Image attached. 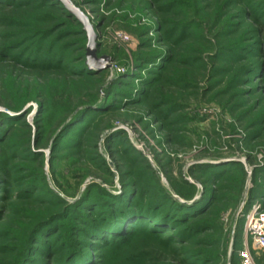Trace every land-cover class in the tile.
I'll return each mask as SVG.
<instances>
[{"label":"trees","instance_id":"trees-1","mask_svg":"<svg viewBox=\"0 0 264 264\" xmlns=\"http://www.w3.org/2000/svg\"><path fill=\"white\" fill-rule=\"evenodd\" d=\"M72 1L97 13L104 0ZM142 1L155 12L158 27L140 30L133 58L121 63L126 71L106 78L105 69L88 66L87 32L61 1L0 0V88L7 89L0 104L8 108L0 111L1 262L13 257L11 264H240L244 218L234 220L242 232L223 238L214 208L226 197L224 182L238 178L242 192L244 162L199 163L189 170L196 182L181 174L167 187L126 132L114 130L113 123L100 125L122 107L141 106L173 133V126L198 116L184 112L185 99L204 81L203 96L215 93L213 100L245 124L244 143L252 151L264 148V0ZM105 21L97 22V31ZM152 30L160 34L158 46L147 38ZM31 102L39 108L34 124L27 120L34 106L25 109ZM99 140L113 150L122 189L94 182L71 200L58 162L93 148L97 168L116 174ZM44 148L52 151L51 180ZM62 150L69 152L64 156ZM125 158L139 171H121ZM253 175L243 214L254 198L264 202V165L254 166ZM7 213L32 219L27 233L2 231ZM22 236L23 245L12 244Z\"/></svg>","mask_w":264,"mask_h":264},{"label":"rangeland","instance_id":"rangeland-1","mask_svg":"<svg viewBox=\"0 0 264 264\" xmlns=\"http://www.w3.org/2000/svg\"><path fill=\"white\" fill-rule=\"evenodd\" d=\"M80 8L92 19L94 24H97L101 18H106L103 31L101 29L98 31L102 36L100 41L102 42L103 51L99 56H107L112 59L110 61L111 66L105 69L107 71L106 78H110L116 72L126 71V67L122 66L121 63L127 57L133 58V52L138 49L139 43L142 40L138 32L143 29L145 30L147 27L155 29L159 23L155 12L145 8V3L142 0H111V4L109 5H107V0H104L98 7L99 11L97 13L93 12L92 5H83ZM120 34L127 37V39H120ZM159 36L160 34L152 30L148 33L147 38L154 40V42L152 41L153 46H158L155 37ZM111 54L117 55L113 58ZM21 77L22 79L32 80L31 78H27V76ZM206 84V82L200 81V89L195 91V95L191 96V99H185V103H189L184 112L197 114L196 119L191 122H184L186 124L180 123L173 126V133H170L166 127H163L160 121H157L156 115L151 113L148 107L141 108V106L122 107L120 108L121 110L104 117L100 126L104 128L107 123H113L115 126L114 130H123L126 132L132 144L150 161L159 173L160 180L167 187L179 179L181 174H184L192 183L196 182V179L189 173V170L199 163L211 162L219 164L231 160L244 162L247 171L242 192L238 195V190L240 189V181L238 178H234V181L231 182H224L222 185L223 187L225 186L223 191L226 197H223L219 204H217L218 206L214 208L220 215V217L218 216V220L224 227V232L220 235L224 238L227 235L229 236V233H232V231L235 233L238 230L234 225V220L240 218L242 221L244 218L242 208L247 203L249 189L253 187V169L254 166L259 164L264 165V148L259 146L252 151L251 147H248L244 143L243 139L248 135V131L244 129L245 124L237 122L235 116L224 110L217 103L219 99L213 100L215 93H211L205 97L203 96L202 92ZM4 91H7V89L0 88V96ZM30 105H33L34 109L28 114L27 120L34 124V118L39 108L36 102H31L26 108ZM0 111H8V108L4 104H0ZM253 116L254 114H251V118ZM15 138L18 142L21 140L20 135L17 133ZM260 141H264V136ZM98 143L100 144V151L106 156L108 162L112 163L115 160L112 154L113 150L107 145L105 140H99ZM40 151L44 152L45 172L51 180L50 161L52 151L49 148H44ZM89 151L91 153H88V155H83L82 153L78 155L74 154L69 158H65L63 162L57 163L59 164L58 166H61L60 172H62V175L60 180L64 184V192L71 200L78 197L77 194L94 182L107 186L110 185L118 193L122 189L119 181V171L114 168V164L112 163L113 166H111L116 173L113 176L104 167L97 168L98 166L94 163L96 160L92 161L91 159L92 155L96 154L95 149L90 148ZM68 152L67 150H62L59 153L65 156ZM115 156L120 158L119 154ZM216 157H223V159L211 160ZM250 159L253 162L251 166L249 163ZM124 160L121 162V171H128L130 169L133 172L139 171L138 166H130L128 160L126 158ZM66 172H69V174L66 175ZM71 174L74 175L71 176ZM198 185L201 187V184ZM230 186H234V189H231ZM255 202L259 203L264 209V202L261 198H254L251 207ZM243 211L245 210L243 209ZM35 213L37 215L41 213V210H35ZM31 220H28V218L19 220L13 213H7L2 223L5 224V227H2L4 228L2 231L11 229L15 230L16 233H27ZM242 230L244 231V224ZM238 232H242L240 227ZM164 234L170 235V232ZM24 236L19 241H11V239H4L3 241H11L13 245H23ZM241 238L242 247L238 245V249L236 248L239 254L244 250L247 243L253 256L254 264H264L263 253L253 247L251 240L246 238L244 232H242ZM231 244L235 246L232 241H230ZM0 257L2 258V254ZM240 258V264H244L241 256ZM1 261L2 259H0L1 264H11L13 257L10 259L8 257L3 262Z\"/></svg>","mask_w":264,"mask_h":264},{"label":"water","instance_id":"water-1","mask_svg":"<svg viewBox=\"0 0 264 264\" xmlns=\"http://www.w3.org/2000/svg\"><path fill=\"white\" fill-rule=\"evenodd\" d=\"M61 1L66 8L70 11L71 14L75 15L76 18L84 25V29L87 32L88 44H87V64L88 66L95 70L101 71L111 66L110 61L112 59L107 56L98 55V38L99 34L97 27L99 24H94L92 19L72 0H59ZM27 109V108H25Z\"/></svg>","mask_w":264,"mask_h":264},{"label":"built area","instance_id":"built-area-1","mask_svg":"<svg viewBox=\"0 0 264 264\" xmlns=\"http://www.w3.org/2000/svg\"><path fill=\"white\" fill-rule=\"evenodd\" d=\"M120 39H127L122 34ZM244 233L247 239H250L253 247L260 250L264 255V209L259 203L253 204L248 212L244 214ZM240 256L244 264H254L253 256L246 243Z\"/></svg>","mask_w":264,"mask_h":264}]
</instances>
